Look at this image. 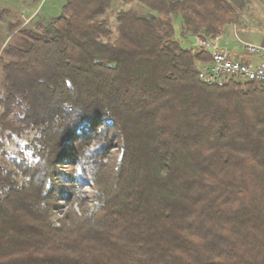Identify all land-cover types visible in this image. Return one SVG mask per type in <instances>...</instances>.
<instances>
[{"label":"trees","instance_id":"obj_1","mask_svg":"<svg viewBox=\"0 0 264 264\" xmlns=\"http://www.w3.org/2000/svg\"><path fill=\"white\" fill-rule=\"evenodd\" d=\"M114 1L10 22L0 129L24 144L0 162V264H264V86L206 84L211 53L184 45L220 42L245 1L122 0L147 11L119 9L115 34ZM90 180L96 210L57 226Z\"/></svg>","mask_w":264,"mask_h":264},{"label":"rangeland","instance_id":"obj_2","mask_svg":"<svg viewBox=\"0 0 264 264\" xmlns=\"http://www.w3.org/2000/svg\"><path fill=\"white\" fill-rule=\"evenodd\" d=\"M245 4L240 7L237 6L239 12V20L234 25H229L228 39L232 42V46H228L229 50L233 52H244L242 41L261 44L264 37V0H244ZM64 0H0V54L3 51L4 46L10 40L11 37L16 35V30H10V22L20 23L21 26H29L32 29L40 30L47 23V21L58 15L61 10V6ZM236 4V2H235ZM139 8L146 12L147 9L139 2H125L122 0L114 1L109 16L112 21V28L114 34L116 33V12L119 9L125 8ZM176 33L179 34L180 20L179 17H175ZM226 27V28H228ZM242 38L239 41L235 38L233 30ZM196 37V36H195ZM187 39V38H186ZM184 39V45L198 49L202 48L200 45V39L195 42L189 43ZM212 42V40H209ZM212 44L220 45L219 42ZM264 45V44H261ZM227 48V47H226ZM211 60V59H210ZM204 63V62H202ZM202 63H200L199 68ZM3 73L0 68V82L2 80ZM67 108H71V104L67 103ZM24 144V139L13 136H8L4 131L0 129V162H8L9 156L4 153L18 152L19 147ZM94 145V142L91 146ZM122 148L114 143L107 151L104 161L107 163H114L120 160L122 157ZM8 160V161H7ZM75 175L81 173V165H75ZM54 190V182L49 180L47 184V193H51ZM84 197L76 196L73 198H60L58 200V206L54 209L53 220L57 226H61L63 222L69 219L70 214H76L78 216H87L93 214L99 203V189L93 180H90L82 189ZM52 194V193H51Z\"/></svg>","mask_w":264,"mask_h":264},{"label":"built area","instance_id":"obj_3","mask_svg":"<svg viewBox=\"0 0 264 264\" xmlns=\"http://www.w3.org/2000/svg\"><path fill=\"white\" fill-rule=\"evenodd\" d=\"M241 43L245 53L238 54L214 45L208 39H200V45L211 53V60L202 63L199 69L201 80L217 86L232 80L251 81L264 86V45L242 40Z\"/></svg>","mask_w":264,"mask_h":264},{"label":"crops","instance_id":"obj_4","mask_svg":"<svg viewBox=\"0 0 264 264\" xmlns=\"http://www.w3.org/2000/svg\"><path fill=\"white\" fill-rule=\"evenodd\" d=\"M228 29H230V27H228V28H225L224 29V32H223V34L221 35V37H220V42H219V44L220 45H223V46H225V47H227L228 49H229V47L228 46H232V42H230L229 41V39H228ZM233 30H234V33H235V38L239 41V39H242L238 34H237V32L235 31V28L233 27ZM193 37H195V36H190L189 37V39L192 41V42H195L194 41V39H193ZM261 44H264V37L262 38V41H261ZM236 53H240L239 52V50L236 52Z\"/></svg>","mask_w":264,"mask_h":264},{"label":"water","instance_id":"obj_5","mask_svg":"<svg viewBox=\"0 0 264 264\" xmlns=\"http://www.w3.org/2000/svg\"><path fill=\"white\" fill-rule=\"evenodd\" d=\"M193 39H194V41H196L197 38L196 37H193Z\"/></svg>","mask_w":264,"mask_h":264}]
</instances>
